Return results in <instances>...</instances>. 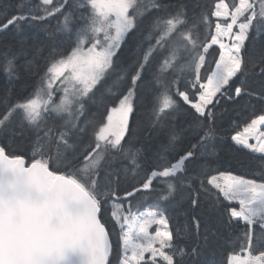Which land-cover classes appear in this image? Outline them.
<instances>
[{
	"label": "snow or ice",
	"instance_id": "1",
	"mask_svg": "<svg viewBox=\"0 0 264 264\" xmlns=\"http://www.w3.org/2000/svg\"><path fill=\"white\" fill-rule=\"evenodd\" d=\"M40 3L50 6L54 0H40ZM66 7L73 6L68 0H62L59 5L45 7L44 17L19 14L0 21V31H3L9 26L18 28L20 21L43 20L59 13L63 20L56 31L75 36V46L70 54H59V59L52 56L34 93L0 112V131L7 130L13 116L19 114L20 124L15 132L21 142L29 144L31 153L30 159L23 154L10 155L6 147L0 145V264H112L110 233L102 220L103 208L109 201L113 202L111 218L121 232L122 254L118 256V264H146V253L151 264H185V256L199 255V246H192L190 251L181 247V229L177 228L175 233L170 230L163 214L150 211L137 215L130 203L127 209L123 202L116 203L120 201L118 185L114 186L111 180L103 183L99 179V165L109 149H114L130 158L134 173L141 167L137 160L140 150L132 151L131 147L125 148L122 144L129 130L134 89L142 80L146 66L150 68L157 62L163 72L174 67L183 53H188V62L181 70L195 73L190 84L194 89L199 86L198 102L191 101L186 90L177 89L176 94L194 109L197 116L193 118L192 127L202 134L191 147L177 153L181 133L169 132L156 152V166L148 171L139 186L124 193V200L137 193L154 191V182L164 184L159 198L167 200L177 190L176 181L183 185L191 180L192 177L185 175L188 165L206 154L201 149H206L215 135L212 127H205V123L211 124L215 116L209 105L219 103V97L233 88L234 97L229 95V99L252 95L243 84L234 87L231 82L238 74L248 71L242 49L250 29L264 33V0H260L259 11L250 0H239L232 6L225 0L216 3L212 15L231 19L226 29L218 34L228 35L240 17L243 21L234 36L235 42L227 51L220 43L219 60L206 81L201 76V69L205 64L204 53L211 44L200 41L193 28L188 27L183 6L173 14L167 11L162 0H147L146 3L144 0H79L78 7L85 12L91 9L90 14L81 17L79 26L73 20L75 12L66 11ZM207 19L206 15L201 17L204 23ZM145 21L147 38L149 41L155 39V43H149L147 50L141 49L142 60H137L127 95H123L117 107L108 111L107 123L95 132V146L83 155L77 168L75 160L80 158L69 150L74 148L72 139L84 130L78 121L86 99L95 96L94 90L114 68L113 57L126 35ZM216 27L221 30L220 24ZM49 38L55 40L56 33H50ZM215 43L217 37L213 36L212 44ZM4 67L9 76L15 73L12 60ZM257 68L264 76V58L254 64L252 70ZM154 78L161 82L158 74H154ZM171 83L165 84L164 91L157 97L153 108L154 125L162 124L168 118L169 110L178 107L171 95ZM57 92L62 93L58 102L55 99ZM260 99H264V94ZM65 116L62 123L56 122ZM49 120H52L51 126ZM261 125H264V115L253 119L245 129L258 139V146L250 145L239 135L232 139L253 152L264 154ZM53 161L62 162L73 170L54 169ZM258 174L264 180V169L258 170ZM208 184L218 189L226 200L239 202V210L227 209L229 223H244L248 248L264 240V182L228 176L224 184L217 177H211ZM191 204L198 206L199 201L192 199ZM154 224L160 227L152 234L149 228ZM192 225L199 239L200 218L193 217ZM184 232H190L189 225L185 226ZM204 240L207 242V236ZM228 264H264V252L243 259L230 256Z\"/></svg>",
	"mask_w": 264,
	"mask_h": 264
},
{
	"label": "trees",
	"instance_id": "2",
	"mask_svg": "<svg viewBox=\"0 0 264 264\" xmlns=\"http://www.w3.org/2000/svg\"><path fill=\"white\" fill-rule=\"evenodd\" d=\"M6 1L0 0V21L5 20V17L19 14L44 17L46 16L43 10L45 7H53L62 3V0H54L53 5L45 6L38 12L27 9L30 5H26L27 8L20 11L11 12L7 9ZM78 2L79 0H68V4L73 7H66V11L75 12L73 20L77 26L82 23V16L91 13V9L85 12L83 8L78 7ZM144 2L146 3L147 0ZM162 2L166 5L167 11L173 14L176 9L183 6L188 27L193 28L199 40L206 44H209L214 35L217 24L228 23V20H218L212 15L219 0H162ZM225 2L232 6L237 4L238 0H225ZM250 2L255 6L256 11H259L260 0H250ZM164 14L166 13H161V15ZM203 15L207 16V23L201 20ZM62 20L63 17L57 13L43 20L20 21L18 28L9 26L8 29L0 31V56L17 64L15 73L8 75L10 79L0 92V105L4 111L10 104H15L34 93L46 71V68L36 65L34 58L27 53L32 39H45L49 50L52 55H56L57 59L60 58L59 54L71 53L75 46V36L56 31L58 23ZM146 28L147 21L126 35L117 50V55L113 57L114 68L107 74L105 81H102L94 90L95 96L92 99H86L83 114L80 115L78 121L79 127L82 126L84 130L72 139L74 148L69 150L76 157L82 155L80 159L75 160L77 168L82 163L83 155L95 146V132L107 123L108 111L117 107L123 95H127L128 88L131 87V75L135 74L137 60H142L141 49L147 50L149 43H155V39L149 41L147 38ZM50 33H56L55 40L49 38ZM242 52L248 71L238 74V78H234L231 83L234 87L243 84L252 95L229 99V95L234 97L233 88L228 94L219 97V103L209 105L215 116L211 124L205 123V127L213 128L214 139L206 149H201L206 154L200 155L197 160L188 165L185 175L192 179L183 185L176 181L177 190L169 199L159 198L161 190L165 187L159 182H154V191L137 193L133 197H128L126 201L124 193L139 186L148 171L156 166L158 159L156 152L161 143L166 141L169 132L175 130L181 133L177 141V153L191 147L193 143H196L198 135L202 134L192 127L193 118L197 116L194 109L185 104L176 94L177 89L186 90L193 102L199 96V86L197 85L194 89L190 84L195 73L181 70L182 66L188 62V53H183L182 57L175 62L174 67L163 72L160 71L157 62H153L150 68L146 66V70L141 74L142 80L138 81V87L134 89L133 111L129 115V130L122 144L125 148L131 147L132 151L140 150L137 160L141 167L134 173L130 158L122 151L114 149H109L99 165V179L103 183L111 180L114 186L118 185L120 201L116 203L123 202L125 209L130 203L134 213L149 210L163 214L168 219L170 230L175 233L177 228L181 229V247H186L190 251L192 246H199V255L185 256L183 258L185 264H228L230 256H244L245 252L248 257L259 256L261 252H264V240L258 241L251 249L248 248L244 237V223L236 221L229 223L227 209L230 207L237 209L238 206L226 202L222 195L208 184L211 177L220 174L255 179L258 183L264 182L258 174V170L264 169V156L252 154L232 142L234 134L244 131L253 119L264 115V99H260L261 94H264V76L259 74L258 68L255 71L252 70L253 65L258 64L264 58V33H257L254 28L250 29L249 38L245 41ZM204 55L205 64L201 69V76L206 81L210 70L215 69L220 52L217 48L211 47ZM154 74L161 77L160 83L154 78ZM120 77L123 79H119ZM173 80L175 83H171ZM170 83L171 95L178 107L169 110L170 114L162 124L154 125L153 108L157 104V97L164 91V85ZM17 115L19 114L14 115L13 118ZM64 118L66 116L58 118L56 122L62 123ZM48 124L51 126L52 120H49ZM0 145L6 147L10 155L23 154L28 158L31 156L30 149L13 147L4 131H0ZM176 158L178 159V156ZM53 168L61 172L73 170L57 161H53ZM192 199L199 201L198 206L194 207L191 204ZM112 203L109 201L105 204L102 220L110 233L109 239L112 245L110 260L112 264H118V256L121 254V233L111 218ZM193 217L200 218L199 239L195 226L192 225ZM186 225L190 226L189 233L184 232ZM205 236H207V242L204 240Z\"/></svg>",
	"mask_w": 264,
	"mask_h": 264
},
{
	"label": "rangeland",
	"instance_id": "3",
	"mask_svg": "<svg viewBox=\"0 0 264 264\" xmlns=\"http://www.w3.org/2000/svg\"><path fill=\"white\" fill-rule=\"evenodd\" d=\"M239 3V0L237 2V4ZM26 5H30L27 7H25ZM6 6L7 9L11 12H15V11H20L21 9L27 8L30 9L32 12H38L39 10H41L43 7H45L44 5H42L40 3V0H7L6 1ZM215 11H216V7H215ZM214 11V12H215ZM215 19L218 20H228V23H231V19H225L224 17H216L214 16ZM242 17H240V19L237 21V24L233 25V29L232 32L229 33L228 35H222V34H218L219 31H222L223 29H226L227 24L225 25H221V30H218L216 27V31L214 33L213 36L217 37V43L212 44V38L209 42V44H211V47L217 48L219 50V52L221 51L219 45L220 43H223L226 47H225V51H227V49L235 42L234 41V36L235 34H237L239 32V23L242 22ZM74 36V34H72ZM90 46V45H88ZM210 47V48H211ZM27 53H29L35 60L36 65H38L41 68H46L48 65V62L51 60L52 58V53L49 50L48 44L46 43L45 39H39V40H34L32 39V42L30 43V47L29 50L27 51ZM8 59L3 58L0 56V92L2 91L3 87L6 85L7 81L10 79L8 76V73L5 71V65L7 64ZM13 64V68L16 69L17 64ZM55 87V86H54ZM62 95L61 92H57L56 93V100L57 102L59 101V97ZM199 98V96H198ZM198 98L195 102H198ZM188 106H190L189 104H187ZM0 112H4L3 107L0 105ZM20 124V116L17 115L16 117L13 118L11 124L9 125L7 130H4V134L6 135V137L11 141L12 146L15 148H21V149H30L29 144L25 141V142H21L19 137L16 135L15 130L18 128ZM82 128V126H80ZM259 128L261 130H264V125L259 126ZM246 129V128H245ZM239 135L242 139L246 138L248 140V143L250 145H257L258 146V139L253 137L251 134L246 133L245 130L242 133H238V134H234V136ZM233 140V139H232ZM233 143L236 146L242 147L245 150L249 151L250 153L253 154H257V155H262L264 156V154L258 153V152H253L251 150V148H245L242 144H238L236 141L233 140ZM79 157H82V155H78ZM228 176H234L231 174H220L218 176H215L218 178L219 182L221 184L225 183V178ZM212 186V185H211ZM216 189V188H215ZM218 191V189H216ZM219 192V191H218ZM222 197L224 198V196L222 195ZM225 199V198H224ZM226 202L231 203V204H235L238 206L237 210H239V202L237 200H226ZM111 207L113 209V203L111 204ZM149 210H145V211H141L138 213H135L137 215L139 214H146L148 213ZM158 213V212H156ZM160 214V213H158ZM118 227V226H117ZM157 227H160L158 225H152L149 228V232L154 234L155 230L157 229ZM118 229L120 230V228L118 227ZM121 233V232H120ZM121 243V240H120ZM121 254H122V249H121ZM146 256V264H151L150 260H148V254H145ZM232 257H239V258H248L247 255L245 254L244 256H232Z\"/></svg>",
	"mask_w": 264,
	"mask_h": 264
},
{
	"label": "bare ground",
	"instance_id": "4",
	"mask_svg": "<svg viewBox=\"0 0 264 264\" xmlns=\"http://www.w3.org/2000/svg\"><path fill=\"white\" fill-rule=\"evenodd\" d=\"M214 11H215V9H214ZM214 13V12H213ZM215 18V17H214ZM232 142H233V140H232Z\"/></svg>",
	"mask_w": 264,
	"mask_h": 264
},
{
	"label": "water",
	"instance_id": "5",
	"mask_svg": "<svg viewBox=\"0 0 264 264\" xmlns=\"http://www.w3.org/2000/svg\"><path fill=\"white\" fill-rule=\"evenodd\" d=\"M110 258H111V255H110Z\"/></svg>",
	"mask_w": 264,
	"mask_h": 264
},
{
	"label": "flooded vegetation",
	"instance_id": "6",
	"mask_svg": "<svg viewBox=\"0 0 264 264\" xmlns=\"http://www.w3.org/2000/svg\"><path fill=\"white\" fill-rule=\"evenodd\" d=\"M30 159V158H29Z\"/></svg>",
	"mask_w": 264,
	"mask_h": 264
}]
</instances>
